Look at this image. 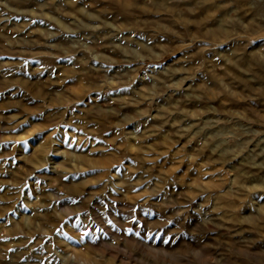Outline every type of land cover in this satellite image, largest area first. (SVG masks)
Listing matches in <instances>:
<instances>
[{
  "label": "rangeland",
  "instance_id": "obj_1",
  "mask_svg": "<svg viewBox=\"0 0 264 264\" xmlns=\"http://www.w3.org/2000/svg\"><path fill=\"white\" fill-rule=\"evenodd\" d=\"M0 264H264V0H0Z\"/></svg>",
  "mask_w": 264,
  "mask_h": 264
}]
</instances>
